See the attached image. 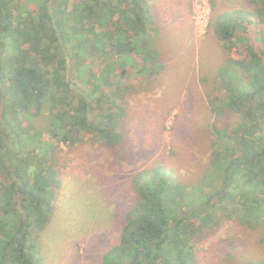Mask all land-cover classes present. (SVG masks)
<instances>
[{"label": "trees", "instance_id": "obj_1", "mask_svg": "<svg viewBox=\"0 0 264 264\" xmlns=\"http://www.w3.org/2000/svg\"><path fill=\"white\" fill-rule=\"evenodd\" d=\"M30 1L37 15L30 13L32 9L27 7V0H0V175L8 178L7 182L0 181V218H4L0 219V264L41 263L36 241L33 239V243H28V237L49 222L44 205H48V208L45 206L48 214L52 210L45 196L47 189H53L58 183V172L48 167L31 173L29 157H52L58 147L54 143L58 141L68 146L89 138L92 141L105 140L109 146L123 143L114 125L118 114L114 118L103 110V104H115L117 93L122 91L121 77L112 74L119 68V58H116L113 45L107 47L105 44L108 36L103 32L97 34L92 25L105 27L114 15L120 13L117 22L107 24L118 30L114 35L108 33L114 46L123 40L122 31L125 29L132 32L134 39L141 37L148 44L149 35L146 33L153 19L148 13L149 21H144V14L134 9V5L141 7L147 0H135L133 3L119 0L121 4L126 3L130 11L123 5L120 11L117 10L118 0H77L68 13L67 0H54L52 8L48 6L49 0ZM247 4L251 10L226 13L218 19L217 30V37L228 58L218 70L220 87L224 86L227 94L219 101L220 108L217 106L215 110L219 115L232 109L242 114V129L236 132L235 137L221 131L224 137L235 138L236 145L225 149L218 147L215 151L213 172L208 177L211 183L198 186L195 191L194 196L202 199L198 205H191L196 202L191 199L193 194L182 184H172L168 178L170 175L161 167L139 173L134 184L139 200L126 216L121 241L106 252L103 264H198L190 246V240L195 236L190 235L201 228H194L189 221L213 219L212 210L218 203L232 200L229 198L233 194L237 195V209L242 219L257 223L263 220L264 133L261 121H264V102L261 97L264 95V0H247ZM250 15L255 21L248 20ZM252 29L258 30L255 38L259 44L257 48L248 45L250 38L246 35H239V32L249 35ZM88 33L94 35L93 44L100 49L104 69L98 66L89 68L96 59L87 57L90 56V48L94 47L84 36ZM157 35L161 36L160 30ZM236 36L239 37L235 40ZM70 44L72 48H68ZM240 44L246 46L247 54L244 58H233L232 48ZM25 46H33L32 53ZM119 48L118 53L127 54ZM73 49L85 57L71 56ZM67 57L69 65L66 64ZM41 62H44V67H41ZM51 62L55 64L52 66ZM144 64H148L147 60ZM70 70L81 72L84 78L82 87H74ZM88 76L90 78L87 79ZM251 101L259 104L243 110V106ZM44 112L49 113L47 131L52 142L37 138L31 122ZM91 118L96 123L90 121ZM23 123H26L25 127ZM8 128L13 130L12 135L7 132ZM258 134L257 141L251 139ZM22 135L31 139L33 150L22 147ZM10 136L17 138L23 155L17 156L9 150L5 141L14 139ZM14 142L11 141L12 144ZM9 159L15 161L13 173L8 165ZM218 181H222L223 188L216 187ZM207 188L213 192H204ZM194 207L196 209L190 211ZM241 264H264V260Z\"/></svg>", "mask_w": 264, "mask_h": 264}, {"label": "rangeland", "instance_id": "obj_2", "mask_svg": "<svg viewBox=\"0 0 264 264\" xmlns=\"http://www.w3.org/2000/svg\"><path fill=\"white\" fill-rule=\"evenodd\" d=\"M158 1L157 6L154 0L143 1L139 7L144 21H149V14L153 17L152 23L154 21L146 33L149 35L148 44L141 37L134 39L132 32L122 26L125 31H122L123 40L118 46L126 51L127 57L118 53L120 48L114 46L108 35L109 32L114 35L117 29L107 24L117 22L120 13L117 12L105 27L94 22L92 27L87 26L94 28L97 34L105 33L108 36L105 44L107 47L112 44L116 58H119V68L112 74L121 77L122 91L117 93L115 104H103V110L114 118L118 114L114 125L123 143L109 146L105 140L92 141L89 138L75 146H68L58 141L54 143L58 147L52 157H29L31 173L48 167L58 172V183L53 189L46 190L45 199L50 202L52 210L48 214V205H44L49 222L28 237V243L33 239L36 241L37 255L42 258L39 264H103L106 252L121 241L126 216L139 200L134 187L139 173L161 167L170 175L168 178L172 184H182L186 191L193 194L191 199L196 202L191 205H198L202 199L194 196L195 191L211 180L208 177L213 172L215 151L218 147L225 149L237 143L233 137H224L221 131L235 137L236 132L242 129V114L232 109L219 115L215 110L217 106L220 108L219 101L227 94V89L220 87L218 70L228 58L217 37V30L218 19L226 13L251 10L247 8V0ZM76 2L67 0V13L73 10ZM31 3L27 0V7L32 9L31 14L37 15ZM116 3L119 4L117 10L120 11L123 5L130 11L126 3L121 4L119 0ZM248 20L255 21L251 15ZM158 30L161 36L157 35ZM257 31L252 29L249 35L243 32L239 35L250 38L248 45L257 48ZM84 36L91 44L95 41L92 33ZM96 47L94 45L88 53V58L96 59L89 68L98 66L104 69L100 49ZM33 48L25 46L31 53ZM247 51L246 46L240 44L232 48L231 56L244 58ZM73 54L80 59L85 57L75 49L71 56ZM146 60L147 65L144 64ZM54 64L51 62L52 66ZM44 66L41 62V67ZM70 77L75 88L82 87L81 80L84 78L81 72L70 70ZM140 77V82L135 81ZM152 82L154 88L149 90ZM261 101L264 102V95ZM257 103L248 102L243 110H250ZM48 114L44 112L31 122L37 138L52 142L47 131ZM90 121L96 123L92 118ZM12 122L10 124L14 126ZM261 122L264 133V121ZM12 131L7 129L9 135ZM10 137L14 139L7 138L5 141L9 150L17 156L23 155L17 138ZM21 138L22 147L33 150L31 139L27 135ZM258 138L259 134L251 139L257 141ZM11 141L15 142L12 144ZM14 162V159L8 160L11 173L14 172ZM0 181L7 182L8 178L2 176ZM216 187L223 188L222 181H218ZM211 191V188L204 189L207 194ZM229 199L232 200L218 203L212 210L213 219L189 221L194 228H201L190 235L195 236L190 240V246L198 264H241L264 260V218L260 223L242 219L237 209V195L233 194ZM4 221L7 222V219Z\"/></svg>", "mask_w": 264, "mask_h": 264}, {"label": "flooded vegetation", "instance_id": "obj_3", "mask_svg": "<svg viewBox=\"0 0 264 264\" xmlns=\"http://www.w3.org/2000/svg\"><path fill=\"white\" fill-rule=\"evenodd\" d=\"M49 1H50V0H49ZM104 1H107V0H104ZM129 2H130V3H133V2H136V1H135V0H129ZM53 5H54V1H53V4H52V5H50L49 2H48V6H49L50 8H52ZM139 6H140V5H139ZM139 6H138V5L134 6V9H135L137 12H140V11H139ZM67 59H68V57H67ZM68 75H69V73H68ZM253 143H256V141H253ZM194 209H196V207L190 209V211H191V210H194Z\"/></svg>", "mask_w": 264, "mask_h": 264}, {"label": "crops", "instance_id": "obj_4", "mask_svg": "<svg viewBox=\"0 0 264 264\" xmlns=\"http://www.w3.org/2000/svg\"><path fill=\"white\" fill-rule=\"evenodd\" d=\"M154 2H156V6H157L159 1H158V0H155ZM152 18H153V17H152ZM156 38H157V35H156ZM157 42H158V41H156V43H157ZM155 51H157V49H156ZM155 51H154V52H155ZM155 53H156V52H155ZM156 55H157V53H156ZM140 80H142L141 77H140L139 79H136L135 81L140 82ZM152 80H153V78H152ZM152 80H151V81H152ZM155 81H156V80H155ZM155 81H154V82H155ZM138 82H137L136 85H138ZM150 84H151V83H150ZM152 88H154V84H153V82H152V84L150 85L149 90H151Z\"/></svg>", "mask_w": 264, "mask_h": 264}, {"label": "water", "instance_id": "obj_5", "mask_svg": "<svg viewBox=\"0 0 264 264\" xmlns=\"http://www.w3.org/2000/svg\"><path fill=\"white\" fill-rule=\"evenodd\" d=\"M53 1H54V0H50V1H49V4L52 5V4H53ZM67 64H68V65L70 64V59H69V58L67 59Z\"/></svg>", "mask_w": 264, "mask_h": 264}]
</instances>
